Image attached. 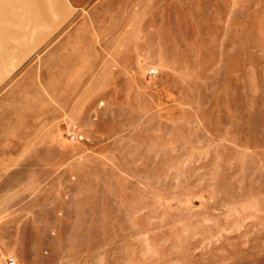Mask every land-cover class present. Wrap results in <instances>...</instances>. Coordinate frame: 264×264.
I'll use <instances>...</instances> for the list:
<instances>
[{
	"label": "rangeland",
	"instance_id": "1",
	"mask_svg": "<svg viewBox=\"0 0 264 264\" xmlns=\"http://www.w3.org/2000/svg\"><path fill=\"white\" fill-rule=\"evenodd\" d=\"M65 7L0 0V264H264V0Z\"/></svg>",
	"mask_w": 264,
	"mask_h": 264
},
{
	"label": "crops",
	"instance_id": "2",
	"mask_svg": "<svg viewBox=\"0 0 264 264\" xmlns=\"http://www.w3.org/2000/svg\"><path fill=\"white\" fill-rule=\"evenodd\" d=\"M95 1L97 0H63V2H65L66 7L62 24L64 23V21H67L70 18L72 19L73 17L79 16L81 14V11H84L85 8L89 7V5L93 4V2ZM59 17L60 12L58 13V18Z\"/></svg>",
	"mask_w": 264,
	"mask_h": 264
},
{
	"label": "built area",
	"instance_id": "3",
	"mask_svg": "<svg viewBox=\"0 0 264 264\" xmlns=\"http://www.w3.org/2000/svg\"><path fill=\"white\" fill-rule=\"evenodd\" d=\"M9 264H15V262H14L13 260H11V261L9 262Z\"/></svg>",
	"mask_w": 264,
	"mask_h": 264
}]
</instances>
